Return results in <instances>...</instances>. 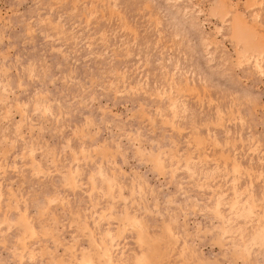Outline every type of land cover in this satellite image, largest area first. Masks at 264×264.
Segmentation results:
<instances>
[{
  "label": "rangeland",
  "instance_id": "obj_1",
  "mask_svg": "<svg viewBox=\"0 0 264 264\" xmlns=\"http://www.w3.org/2000/svg\"><path fill=\"white\" fill-rule=\"evenodd\" d=\"M0 264H264V0H0Z\"/></svg>",
  "mask_w": 264,
  "mask_h": 264
}]
</instances>
